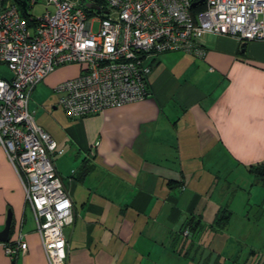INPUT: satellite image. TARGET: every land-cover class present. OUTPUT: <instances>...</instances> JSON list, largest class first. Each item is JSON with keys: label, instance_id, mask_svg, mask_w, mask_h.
<instances>
[{"label": "crops", "instance_id": "1", "mask_svg": "<svg viewBox=\"0 0 264 264\" xmlns=\"http://www.w3.org/2000/svg\"><path fill=\"white\" fill-rule=\"evenodd\" d=\"M204 43L201 59H145L144 100L82 119L67 117L53 91L79 66L58 67L35 88L29 106L63 150L54 165L75 214L63 231L65 264H264V251L247 249L252 237L264 241V187L248 170L264 161V40ZM222 212L226 225L212 227ZM9 214L7 242L21 237L27 250L10 258L0 243V264H47L0 146V231Z\"/></svg>", "mask_w": 264, "mask_h": 264}, {"label": "built area", "instance_id": "2", "mask_svg": "<svg viewBox=\"0 0 264 264\" xmlns=\"http://www.w3.org/2000/svg\"><path fill=\"white\" fill-rule=\"evenodd\" d=\"M24 1L26 13L37 5L45 11L23 17L18 5L0 0V64L10 73L0 76V146L23 186L47 264H65L63 231L75 214L54 165L63 150L29 106L35 88L58 67L74 64L79 74L53 89L67 117L142 101L149 57L178 52L201 59L208 35L263 41L264 0ZM2 246L10 258L27 250L21 237Z\"/></svg>", "mask_w": 264, "mask_h": 264}, {"label": "rangeland", "instance_id": "3", "mask_svg": "<svg viewBox=\"0 0 264 264\" xmlns=\"http://www.w3.org/2000/svg\"><path fill=\"white\" fill-rule=\"evenodd\" d=\"M7 2H9V3H13L12 0H7ZM44 11H45V9H44L43 6H41V5H37V6H35L34 8L29 9V10L27 11V13H28L29 15L37 16V15H41ZM92 30H93L94 33L98 30V23H97V22L93 23V28H92ZM0 75H4V76H9V75H10V73H9L8 68H7L6 65H2V64H0ZM55 96H57V95L55 94ZM56 107H57V106H56ZM49 108L52 110V106H51V105H50V106L48 105V109H49ZM37 110H38L40 113H45L43 107L38 106V107H37ZM58 110H60V109L58 108ZM46 111H47V109H46ZM35 119H37L36 115H35ZM35 122H36V120H35ZM36 124H37V123H36ZM37 125H38V124H37ZM38 126H39V125H38ZM234 194H235V202L238 203V199H239V197L242 196V194H241V192H240L239 190L235 191ZM233 199H234V198H233ZM253 212H254V213H257V212H255L254 209H252L251 214H252ZM259 212L262 213L261 210H259ZM261 221H262L261 224H264V222H263L264 219L261 220ZM259 225H260V224H259ZM250 228H251V227H250ZM252 229H255V230H256V229H257V226H253ZM252 235H253V234H249L248 236H252ZM248 238H249V237H248ZM253 239H254V237H252L251 239L248 240V242H250V243H248V244L251 245L250 247H247L248 251H249L250 249H253V248H255L256 250H262V251H264V241H263L262 243H260V242L254 241ZM238 244H239V245L241 246V248H242V243H238ZM243 259H244V258H239V259H237V260H240V262H242ZM245 259H247V258L245 257ZM245 259H244V261H245ZM237 262H238V261H237Z\"/></svg>", "mask_w": 264, "mask_h": 264}, {"label": "trees", "instance_id": "4", "mask_svg": "<svg viewBox=\"0 0 264 264\" xmlns=\"http://www.w3.org/2000/svg\"><path fill=\"white\" fill-rule=\"evenodd\" d=\"M13 4L18 5L20 12L22 14L23 17L27 16L26 11H23L21 9V5H20V0H12ZM1 77H3V75H0ZM249 172L252 173L255 178L257 179V181L264 187V161L262 163L256 164L254 166H250L248 168ZM224 212H222L220 215H218L217 219L214 222V225H211L212 227H221L224 228V226L226 225L225 221L226 219H228V214L223 215ZM225 220V221H223ZM191 228H193L194 226H190ZM191 232V229L189 230ZM8 241V240H7ZM6 244H11V242H6Z\"/></svg>", "mask_w": 264, "mask_h": 264}, {"label": "water", "instance_id": "5", "mask_svg": "<svg viewBox=\"0 0 264 264\" xmlns=\"http://www.w3.org/2000/svg\"><path fill=\"white\" fill-rule=\"evenodd\" d=\"M25 4H26V2L24 0H20L21 9L23 11H26ZM194 5L195 4H193V6ZM10 226H11V215L9 214L7 216V220H6V224H5L4 228L0 231V243L7 242L8 238H9Z\"/></svg>", "mask_w": 264, "mask_h": 264}]
</instances>
